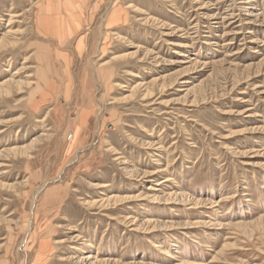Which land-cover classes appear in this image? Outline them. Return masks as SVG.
<instances>
[{
	"label": "rangeland",
	"instance_id": "obj_1",
	"mask_svg": "<svg viewBox=\"0 0 264 264\" xmlns=\"http://www.w3.org/2000/svg\"><path fill=\"white\" fill-rule=\"evenodd\" d=\"M100 2L78 54L0 0V264H264V0Z\"/></svg>",
	"mask_w": 264,
	"mask_h": 264
},
{
	"label": "bare ground",
	"instance_id": "obj_2",
	"mask_svg": "<svg viewBox=\"0 0 264 264\" xmlns=\"http://www.w3.org/2000/svg\"><path fill=\"white\" fill-rule=\"evenodd\" d=\"M37 2V1H36ZM38 2H40L39 0H38ZM74 3L75 2H72V4H73V7L72 8H77V9H82V7H83V5H84V3L85 2H79V3H77V4H75L74 5ZM43 6V5H42ZM37 8V10H39L38 11V13L40 14L39 16H37V13L35 14V16H34V26H35V29L36 30H38V29H41L43 32H47L48 34H52L53 35V33H52V31L50 30V26H49V22H48V20L50 19V14H51V10L53 9V8H55V5H53L52 7H50V6H48V8L45 10V9H43V7H41V8H39V7H36ZM95 8V6H93V9ZM125 8H127V9H132L131 11H136L137 10V7H135L132 3H127L126 5H125ZM25 11H28V9H26ZM250 11V10H249ZM253 12V11H252ZM108 13H110L109 12V10H108V12L107 13H105L106 14V18L108 17V20H109V22L110 23H115L116 21H118V10H114V11H112V13L111 14H108ZM249 13V12H248ZM7 16H9V22L13 19V18H17V17H20L21 15H22V13H17V12H14V11H12V12H8L7 14H6ZM101 17H102V15H101ZM101 17H100V19H101ZM57 21V20H56ZM251 22V21H250ZM215 23H217L216 21H215ZM65 25L66 24H64L63 25V22H62V20H59L58 19V22H57V24L55 25L56 27H55V31H56V38L58 39V41L59 42H61V41H63V35H64V31H62V29H64L65 28ZM11 26V25H10ZM13 29V28H12ZM8 31V30H7ZM66 31H67V29H66ZM250 33V32H249ZM113 35H116V37L117 38H121V35H119L118 33H116V32H113L112 33ZM50 36V35H49ZM66 37V36H65ZM13 43H15V42H9V41H2V39L0 40V46H5L6 44H8V45H10V44H12V46H14V44ZM173 44V43H172ZM137 48H136V50L135 51H133V52H130V53H122V54H114V55H112L111 56V58H110V60H108V61H105V62H103V63H101V65L100 66H107L108 64H111L112 62H117V61H124L125 59H127V57H135L136 56V53H137ZM180 55L181 56H183V57H187V55L186 54H184V53H180ZM27 58L28 57H25V60H24V63H26V62H28L27 61ZM182 62H187V61H182V60H179L177 63H182ZM105 68V67H104ZM20 72H15L14 74H19ZM124 73H125V75H128V76H132V77H137L138 75L136 74V73H134V72H132V71H130V70H128V69H124ZM14 74H12L13 76H11V78L10 79H6L5 81H3L2 83H0V87H2L3 88V86H6V85H10V84H14V85H16V87L17 86H20L21 87V84L23 83L22 81L20 82V81H17V80H15L14 79V77H17L18 75H14ZM31 75H29L28 77H30ZM29 79V78H28ZM31 80L29 81L28 80V83H27V85L26 86H28V87H31L30 86V84H31ZM181 83H188V81H182ZM114 85L116 86V87H118L119 89H123L124 87H125V85L124 84H122V83H119V82H115L114 83ZM7 88V87H6ZM135 88H137V86H135ZM181 90H185V91H189V89H181ZM5 91V90H4ZM4 93V92H3ZM132 96H133V93H130V95L129 96H124V98L123 99H128V97H131L132 98ZM122 99V100H123ZM113 102H116V101H113ZM242 102H244V101H242ZM45 117H46V114H45ZM45 119V118H44ZM45 134H42L41 136H44ZM39 139H34L33 140V142L32 143H30V145L27 147V148H25L22 152H29V151H31L32 149H33V147H34V145L36 144V142L38 141ZM38 143V142H37ZM1 153V152H0ZM114 155H117L118 153H116V152H114L113 153ZM1 155V154H0ZM114 159H116L117 161H119V163H121V164H123L124 165V169L125 170H127V174L129 175L128 177H130V178H132L133 180H136L137 179V170H135V169H128V166H127V161H125V159L123 158V157H121V156H119V157H116V158H114ZM149 174H153V173H149ZM169 180V178H165V179H161V180H157L155 183H153V185H151V186H149L148 187V190H150V191H154V190H157L154 186H160V185H162L164 182H167ZM107 186H109V184L108 183H105V184H100V185H98V187L97 188H105V187H107ZM154 196V195H153ZM134 198H135V196L134 197H132V196H123V197H111V198H108V199H106V201L104 202L105 204H104V206H105V208L107 209V210H110V209H113V210H117V209H115L117 206L116 205H122V204H124L125 202H129V201H132V200H134ZM156 198H158V197H156ZM112 201V202H111ZM83 202H84V204L85 205H87V206H89V207H92L93 205H95V203L96 202H93V200H86V199H83ZM109 205H114V207L113 206H109ZM130 221H133V222H131V224H135L134 222H135V218H133L132 220H130ZM63 242V240H58V241H56V243L57 244H60V243H62ZM156 250H157V248H156ZM157 251H159V250H157ZM80 262L79 263H81V264H117L116 263V260H114V258H112V257H108V258H103V259H98L97 257H95V256H92V255H90V254H87V256H84V257H82V258H80V260H79Z\"/></svg>",
	"mask_w": 264,
	"mask_h": 264
},
{
	"label": "crops",
	"instance_id": "obj_3",
	"mask_svg": "<svg viewBox=\"0 0 264 264\" xmlns=\"http://www.w3.org/2000/svg\"><path fill=\"white\" fill-rule=\"evenodd\" d=\"M71 0H41L40 7H43V9H47L48 6L52 7L55 5V8L51 10L50 19L48 20L50 30L52 31V34L50 35V39L60 48L61 46L66 45L69 41H71L72 38H75V42L78 39V41L75 44V51H81L84 52L86 45H87V36L86 35H79L80 30L83 28V21L85 18V15L88 14L90 17L88 18V21H92L94 18V14L97 13L99 7L101 6L100 0H96L94 3L89 4L90 7L95 6L94 9H90L91 11H87L88 8V0L85 1L84 6L82 7V11L75 8H68L66 2H69ZM74 5L79 3L80 0H74ZM87 2V3H86ZM90 3V1H89ZM43 5V6H42ZM66 5V6H65ZM81 11V12H79ZM54 14V16H53ZM111 14V13H110ZM61 16V17H60ZM118 18V17H117ZM59 20H62L63 25H65V28L62 29L64 31L63 35V41L59 42L56 38V31H55V25L57 24ZM57 20V21H56ZM80 23V24H79ZM91 22L89 23V25ZM79 25V27H78ZM67 29V31H66ZM41 32V31H40ZM42 35V33H41ZM47 36V35H44ZM66 36V37H65ZM76 36V37H75ZM49 37V36H47ZM81 52H77L80 54ZM85 105V104H84ZM84 107V106H82ZM79 134V133H78Z\"/></svg>",
	"mask_w": 264,
	"mask_h": 264
}]
</instances>
